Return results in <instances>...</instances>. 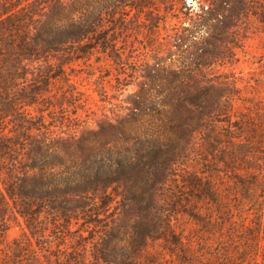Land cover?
Returning <instances> with one entry per match:
<instances>
[{
	"label": "rangeland",
	"instance_id": "1",
	"mask_svg": "<svg viewBox=\"0 0 264 264\" xmlns=\"http://www.w3.org/2000/svg\"><path fill=\"white\" fill-rule=\"evenodd\" d=\"M101 1L85 3L94 6ZM204 1L128 0L131 6L120 7L113 23L106 24L116 39V51L95 48L65 70L58 65L53 68L56 78L50 100L55 107L47 120L56 125L58 146L67 149L57 151L72 165L89 155L110 157L130 149L139 137L181 141L187 130L195 134L194 148L171 165L173 171L158 195L168 201L173 194L186 193L182 180L207 173L215 186V199L177 203L174 211L167 205L159 210L129 209L127 215L133 220L119 222L117 245L120 254L128 250L136 258L133 264L250 262L242 260L249 258L247 229L256 226V216L240 187L229 178V166L220 152L223 146L213 150L208 136L213 129L226 130L233 81L237 86L233 119L262 126L258 121L264 110V22L252 12L232 14L229 0H221L218 9L206 15L200 10L209 4ZM195 84L202 90L212 88L215 96L210 102H190ZM218 103L225 114L208 116ZM38 109L43 106L32 108L33 113ZM175 114L182 118L171 122ZM236 167L243 168L242 164ZM154 223L160 226L153 235ZM147 234L151 236L145 240ZM19 240L26 244L22 251L14 244ZM38 242L25 218L17 209L11 210L0 225L1 263L31 264L35 250L46 261Z\"/></svg>",
	"mask_w": 264,
	"mask_h": 264
},
{
	"label": "trees",
	"instance_id": "2",
	"mask_svg": "<svg viewBox=\"0 0 264 264\" xmlns=\"http://www.w3.org/2000/svg\"><path fill=\"white\" fill-rule=\"evenodd\" d=\"M220 1L205 0L209 4L200 10L212 14ZM131 4L128 0H102L94 6L85 0H0V225L13 209L25 218L46 259L35 250L31 264H133L136 258L128 250L120 254L117 245L119 222L133 220L127 215L129 209L159 210L167 205L174 211L177 203L215 199L207 173L182 180L186 193L173 194L168 201L158 195L173 171L171 165L194 148L192 130L181 141L139 137L130 149L110 157L89 155L78 165L57 151L67 149L58 146L56 125L47 120L55 107L50 100L54 66L65 70L99 47L103 52L116 51V39L106 24L113 23L120 7ZM229 12H252L264 22V0H229ZM229 84L226 130L210 131L208 144L215 151L223 146L220 152L229 166V178L256 216V226L247 229L249 258L242 262L264 264V166L258 163L264 162V110L259 115L261 127L233 119L237 86L235 81ZM192 89V104L210 102L215 96L212 88L202 90L195 84ZM40 104L43 109L34 114L32 108ZM46 111L50 112L46 115ZM206 114L225 113L218 103ZM178 118L182 117L172 115L170 121ZM240 164L243 168L236 167ZM156 226L160 224L154 223L153 235ZM14 244L17 250L26 247L20 240ZM145 249L142 243L140 252Z\"/></svg>",
	"mask_w": 264,
	"mask_h": 264
}]
</instances>
